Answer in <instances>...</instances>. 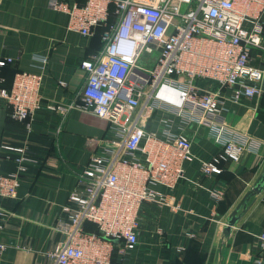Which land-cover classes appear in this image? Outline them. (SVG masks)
Instances as JSON below:
<instances>
[{
    "label": "built area",
    "instance_id": "1",
    "mask_svg": "<svg viewBox=\"0 0 264 264\" xmlns=\"http://www.w3.org/2000/svg\"><path fill=\"white\" fill-rule=\"evenodd\" d=\"M49 7L67 16V31L83 38L98 26L106 29L102 50L80 63L86 77L75 100L45 109L58 113L61 123L70 110L91 115L105 121L111 135L77 173L54 227L62 241L48 254L49 264H122L139 243L147 206L180 210L173 192L184 163L194 159L185 135L189 125L207 129L218 147L209 161H199L202 177L219 175L221 163L258 156L261 143L226 122L220 91H237L245 99L264 95V0H51ZM253 51L261 52L262 66L252 65ZM36 59L39 72L18 71L9 89L0 87L9 118L23 123L26 136L19 145L0 144L15 165L0 174V232L15 215L2 202L17 199L22 177L37 164L28 138L35 113L44 108L47 57ZM13 62L0 57V68ZM198 80L214 81L220 91L199 87ZM149 123L157 130L148 129ZM223 195L218 188L212 199L218 203ZM86 222L98 233L86 232ZM257 237L254 263L264 264V232ZM185 238L194 239V232ZM6 248L0 241V255Z\"/></svg>",
    "mask_w": 264,
    "mask_h": 264
},
{
    "label": "crops",
    "instance_id": "2",
    "mask_svg": "<svg viewBox=\"0 0 264 264\" xmlns=\"http://www.w3.org/2000/svg\"><path fill=\"white\" fill-rule=\"evenodd\" d=\"M50 2L0 0V57H11L12 69L29 73L39 72L41 61L36 58L47 57L40 90L44 108L35 113L28 138L37 164L22 177L17 199L2 202L15 215L0 232V241L7 245L0 264H49L48 254L62 241L54 227L63 217L61 207L76 185L77 173L97 152L99 141L111 137L101 119L70 110L61 123L58 113L45 109L48 104L68 105L75 100L86 77L81 61L103 48L98 34L83 38L67 31V16L50 9ZM251 55L252 65L262 66L261 52ZM12 80L10 72L0 70V87L7 89ZM197 85L220 91L211 80H198ZM220 92L226 122L261 143L258 156L221 163L219 175L202 177L199 161H209L218 147L207 129L189 125L185 135L191 140L194 159L184 163V176L173 192L180 210L155 211L147 206L138 230L139 243L121 258L122 264H255L260 252L257 236L264 232V190L247 200L231 231L225 229L230 215L264 172V95L245 99L237 91ZM8 117L0 100V144H22L26 138L23 123ZM147 128L157 130L158 125L149 123ZM4 156L0 151V174L15 169ZM218 188H223L224 195L215 203L212 193ZM189 231L194 232V239L185 238ZM180 247L184 251L179 252Z\"/></svg>",
    "mask_w": 264,
    "mask_h": 264
},
{
    "label": "water",
    "instance_id": "3",
    "mask_svg": "<svg viewBox=\"0 0 264 264\" xmlns=\"http://www.w3.org/2000/svg\"><path fill=\"white\" fill-rule=\"evenodd\" d=\"M262 190H264V172L262 174V176L260 177L258 183L254 186L253 190L250 191L245 198L243 199L242 203H240V205H238V207L233 211V213L230 215L229 219H228V225L225 229L226 233H229L231 231L232 226H234L238 220L241 218V214L240 213L238 215V212L240 209L243 208L242 212L244 213L245 209H246V203L247 200L252 197L255 194H258L259 192H261Z\"/></svg>",
    "mask_w": 264,
    "mask_h": 264
},
{
    "label": "trees",
    "instance_id": "4",
    "mask_svg": "<svg viewBox=\"0 0 264 264\" xmlns=\"http://www.w3.org/2000/svg\"><path fill=\"white\" fill-rule=\"evenodd\" d=\"M79 3H82V2L79 1ZM113 20H114V18L111 16L108 22L111 23ZM105 29H106L105 26H98V27H96V28L94 29V31H93V35H92V36H95L96 34H98L99 37H100V39H101V35H102V33L104 32ZM0 70H1V71H3V70H7L8 72H10V73H11V76H12V79H13L15 73L18 72V70H14V69L11 68V64H7V65L1 67ZM5 88H6V87H5ZM9 88H10V87H8L7 89H9ZM8 118H9V117H8ZM84 230H85L86 232H95V233H98V230H97L96 226H95L94 224L90 223V222H86V223L84 224ZM118 258H119V257L117 256V253H116V251H115V252L113 253V257H112V259H113L114 262H116V261H118Z\"/></svg>",
    "mask_w": 264,
    "mask_h": 264
}]
</instances>
